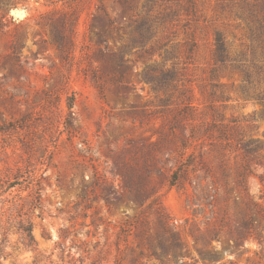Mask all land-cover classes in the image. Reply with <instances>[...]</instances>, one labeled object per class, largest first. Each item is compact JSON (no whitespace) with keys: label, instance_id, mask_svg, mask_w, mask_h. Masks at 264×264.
Here are the masks:
<instances>
[{"label":"rangeland","instance_id":"rangeland-1","mask_svg":"<svg viewBox=\"0 0 264 264\" xmlns=\"http://www.w3.org/2000/svg\"><path fill=\"white\" fill-rule=\"evenodd\" d=\"M127 1L132 10L118 0H76L71 7L59 0H9L1 10L7 27L0 30V64H4L0 67V192L11 186L0 195V233L12 228L0 264H114L116 259L120 264H159L138 258L133 235L126 243L116 238L120 224L154 197H159L171 218L187 263L209 264L199 260L197 250L203 247L217 249L220 264H264V244L247 242L246 251L240 248L234 257L225 238L194 246L189 235L190 230L206 235L217 227L225 187L230 193L229 213L237 214L234 181L240 160L229 146L239 138L263 137L264 113L257 102L241 97L240 68L227 65L213 73L215 33L225 35L232 57L239 56L250 45L245 23L231 10H222L219 0H195V15L185 11L186 0H156L150 12L152 19L157 18L154 36L124 55L131 65L124 76L127 88L107 84L102 99L81 71L100 67L95 60L92 16L102 14L96 10L102 6L115 21L120 30L105 38L117 50L129 43L130 18L141 19L146 11V0ZM177 1L180 4L175 5ZM170 11L177 16L160 24L159 19ZM61 20L74 31L69 63L49 41L50 25ZM160 42L168 44L156 51ZM150 48L151 53L141 55ZM168 51L176 58H168ZM173 64L177 79L165 91H152L143 78L149 68ZM221 91L229 99L222 98ZM70 96L73 106L68 110ZM172 123L174 134L169 129ZM181 138L188 141L186 153L193 152L209 174L203 169L169 186V174L180 159L176 152L166 153L157 163L159 172L142 180L147 193L151 187L156 193L141 208L126 201L105 205L102 190L120 188L116 173L126 165L139 168L142 156L153 153L154 144L168 143L174 149ZM261 154L264 163V150ZM211 176L221 195L213 207L204 204L210 199ZM246 182L252 201L264 205V168L252 165ZM92 219L101 224L99 229L90 225ZM19 221L31 223L35 251L23 248L22 236L14 227ZM165 264L175 263L165 260Z\"/></svg>","mask_w":264,"mask_h":264},{"label":"trees","instance_id":"trees-1","mask_svg":"<svg viewBox=\"0 0 264 264\" xmlns=\"http://www.w3.org/2000/svg\"><path fill=\"white\" fill-rule=\"evenodd\" d=\"M67 7L76 0H59ZM122 6L127 10H132V6L127 0H118ZM156 0H146L145 15L141 19L130 18L128 24L132 29L129 31V43L122 44L117 50H113L105 35L111 37V32H118L119 27H116L115 21L109 17L108 13L102 6L97 7V11L102 14H94L92 16L90 27L92 28L91 34L93 42L97 47V54L95 57L96 62L100 67L97 69L88 68L82 69V74L89 77L95 84L96 89L102 99L105 98V89L107 84L118 85L122 88H127V83L124 80L126 72L131 70V65L127 64V59L124 58L126 53H130L135 44L143 47L146 40L151 39L155 34L154 20L151 18L150 12L155 5ZM9 0H0V30L7 27V16L1 10L5 8ZM178 1L175 5H178ZM219 7L222 10L228 9L233 12L236 18L241 19L245 23L247 29L248 45L245 52L239 56L232 57L230 54V46L226 37L221 32H216L213 41V59L217 65L213 73L227 65H236L242 72V83L239 86L240 95L244 100H253L261 106V111L264 113V0H229L225 3L219 0ZM233 10V11H232ZM185 11L190 15L196 13L195 0H186ZM177 16L176 11H170L159 19V23L163 24L169 18L173 19ZM109 31H107V29ZM73 30L63 20L58 24H51L49 29V41L59 53L63 61L69 63L73 60L74 41ZM71 33V36H70ZM168 42H160L155 50L159 51L164 48ZM12 55L15 56V45H12ZM152 48L143 50L141 55L149 54ZM166 56L170 59H175L176 55L173 52H167ZM4 64L0 67L3 68ZM177 71L175 64L169 68L152 66L149 68L148 73L144 75V79L150 84L152 91H165L177 79ZM215 88L222 90L221 85H215ZM221 97L229 99L224 96L223 91L220 93ZM73 106V97L67 99V108L70 110ZM71 126L69 119L66 121V129ZM175 123H172L170 133L174 134ZM10 127V125H9ZM8 127V128H9ZM7 128V127H6ZM5 128V129H6ZM3 128H0L2 130ZM174 149H170L168 143L154 144L153 153L143 155V161L139 168L126 165L123 171H119L116 175L119 176L120 188L107 186L102 190V199L106 206L111 207L118 202H129L141 208L149 196H153L156 191L153 187L147 193L142 185V180L159 172L157 163L166 153L171 154L176 152L179 161L175 163L174 168L169 174V186H173L178 180H188L189 175L195 176L198 171L205 170L209 174V169L204 167L201 162L195 161L194 153L187 154L186 150L189 147L186 138L180 139V145H174ZM240 160L239 169L235 175L234 184L237 187L239 200H233L237 205V214L231 216L229 213L230 193L227 191L225 185L223 196V207L221 215L218 220L217 227L212 228L206 232V235H199L196 231H189V235L193 240V245L197 246L199 243H205L207 246L212 242H221L222 238L228 243L230 248V255L236 257L240 254V248L246 251L245 244L247 242H256L259 247L264 244L262 232L264 231V205L252 201L248 188L247 177L251 174L252 165L264 168L262 162V152L264 150V131L262 139H236L234 145H230ZM225 176V174H223ZM210 179L211 189L209 192V200L204 204H215L221 195L219 194V187L216 185L215 177L211 176ZM263 181V180H261ZM3 185H1V190ZM11 185L6 186L1 192L10 188ZM150 215H153L152 220H149ZM198 213H193L192 217H197ZM100 220V219H99ZM97 220L92 219L90 225L95 230L99 229L101 224H96ZM98 222V221H97ZM15 231L22 236L23 248L32 251L36 250V244L32 235V225L29 222L19 221L16 223ZM10 228H3L0 235V258L3 254L5 244L8 242L7 236ZM196 230V229H195ZM198 231V229H197ZM133 235L136 240V249L138 250V258L146 260H155L159 264H165L166 261L174 262L175 264H198V260H192L187 263L183 259H188V256L181 254V240L179 234L171 221L169 215L164 211L159 197H154L138 214L127 217L119 227L117 240L127 242V237ZM198 252L199 260L203 263L220 264L221 256L217 249L212 251L204 250L201 247ZM255 255L258 252L254 251ZM231 262V259H227ZM134 263H138L137 258ZM114 264H120L119 259H116Z\"/></svg>","mask_w":264,"mask_h":264}]
</instances>
